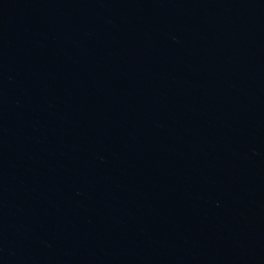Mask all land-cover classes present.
I'll return each instance as SVG.
<instances>
[{
  "label": "water",
  "instance_id": "obj_1",
  "mask_svg": "<svg viewBox=\"0 0 264 264\" xmlns=\"http://www.w3.org/2000/svg\"><path fill=\"white\" fill-rule=\"evenodd\" d=\"M0 264H264V0H0Z\"/></svg>",
  "mask_w": 264,
  "mask_h": 264
}]
</instances>
